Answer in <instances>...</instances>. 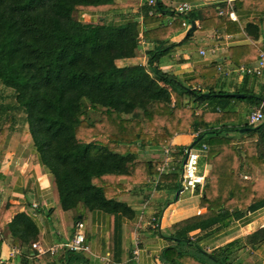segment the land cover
Returning <instances> with one entry per match:
<instances>
[{"label": "trees", "instance_id": "obj_1", "mask_svg": "<svg viewBox=\"0 0 264 264\" xmlns=\"http://www.w3.org/2000/svg\"><path fill=\"white\" fill-rule=\"evenodd\" d=\"M127 7L116 0H0V83L13 94L9 102L0 96V165L9 136L26 126L21 137H30L39 163L54 181L61 208L72 209L76 219L81 209L109 214V264H117L121 218L135 215L118 197L155 178L156 189L176 192L181 187L184 146L175 150L173 171L160 174L162 159L143 153L170 145L177 133H193L194 140L201 137L195 147L207 146L204 159L210 171L200 195L205 211L172 225L176 243L160 259L169 264H242L238 254L244 248L264 250V225L210 252L200 242L232 218L264 209V119L242 122L238 108L243 102L257 107L264 94L225 89L213 63H198L187 81L160 68L161 57L176 45L170 40L173 34L186 32L180 42H187L196 30L226 34L240 26L219 13L220 3L184 13L163 0L144 3L135 15L123 13ZM75 11L97 13L99 21L74 18ZM166 15L171 19L165 22ZM191 21L196 25L187 32ZM260 28L259 20L244 26L253 38ZM143 40L154 44L146 65L116 63L135 57ZM243 48L256 52L243 45L231 53ZM230 92L245 95L232 97ZM243 127L249 129L240 132ZM19 208L10 202L1 206L0 226L8 228L13 246L31 245L38 230ZM194 231L202 237L192 240ZM66 254L86 261L81 253ZM21 258L22 264H30L26 256Z\"/></svg>", "mask_w": 264, "mask_h": 264}, {"label": "crops", "instance_id": "obj_2", "mask_svg": "<svg viewBox=\"0 0 264 264\" xmlns=\"http://www.w3.org/2000/svg\"><path fill=\"white\" fill-rule=\"evenodd\" d=\"M116 1L130 2V0ZM174 1L177 2L176 5ZM181 1L185 0H163L170 7L173 4L176 7ZM190 1L195 4L194 8L206 5L204 0ZM129 4L131 5V2ZM220 4L223 5V10H227L224 3ZM235 4L237 20L234 21L239 24L240 31L219 34L214 30H196L187 42H180L186 32L179 31L171 36L170 40L176 45L161 57L160 68L187 81L193 77L195 66L198 63H213L221 76V83L224 84L225 89L234 91L247 88L256 94H264V76H249L234 70L227 71L232 66L254 64L259 52H264V0H235ZM139 11L136 6L130 11L124 10L123 13H127V15L134 13L133 15H135ZM87 14L89 21H95L99 17L97 13ZM221 15L227 16L226 13ZM251 20H259L261 25L258 36L255 38L244 30L246 22ZM226 35H231V37ZM197 38H199L198 43H196ZM243 45H252L256 52L254 53L251 49L246 50V47L231 53V49ZM153 49V43L143 40L138 48L141 53L139 56L119 59L116 63L125 61L130 63L124 65H146L147 57ZM200 49L206 51L205 55L199 53ZM235 60L241 63L237 64ZM219 63L223 71L218 70ZM238 108L242 112L240 105ZM21 132H27V127L24 126L22 131H14L2 148L0 207L6 202L19 205L20 211L31 217L38 233L31 245L13 246L8 228L0 226V264H22V256H26L30 264H109L111 262L109 214L101 210L81 209L82 215L76 219V213L72 209H62L52 177L39 163L30 137L23 139ZM194 137L193 133H177L172 137L170 145L186 148L194 140ZM160 159L163 161L162 155ZM200 161L202 163L203 158ZM209 171V168L199 169V172L206 176ZM179 178L181 183V171ZM201 189L202 186H198L197 189L189 191L188 197L193 200L187 205H185L186 203L179 204L183 199L181 198L184 194L183 191L186 190H182L177 198L174 196L173 200L169 201L167 194L171 191L163 188L156 189L153 183H148L143 188H134L119 196V200L125 201L135 210V215L132 219L121 218L122 253L120 262L117 264H127L128 262H132V264H169L161 261L160 255L165 248L176 243L170 235L171 227L180 220L205 211V208L200 206ZM188 197L184 199L188 200ZM33 204L36 206L32 207ZM263 219L264 209L254 212L247 211L239 218H232L226 225L213 229L211 235L201 239L200 244L205 248L208 247L209 251H206L210 252L214 248L224 246L226 243L262 227ZM77 222L83 223L82 231L89 250L74 253H81L86 260L85 263L81 259L77 262L76 259H73V255L67 256L66 250H59L55 254L39 252L38 248L46 249L67 242L73 235ZM190 234L192 240H195L197 235L200 237L203 235L198 231ZM34 243L38 248L33 247ZM26 251H30L29 255Z\"/></svg>", "mask_w": 264, "mask_h": 264}, {"label": "built area", "instance_id": "obj_3", "mask_svg": "<svg viewBox=\"0 0 264 264\" xmlns=\"http://www.w3.org/2000/svg\"><path fill=\"white\" fill-rule=\"evenodd\" d=\"M144 3L148 5H154L156 0H143ZM205 4L209 3H224L227 10H223L222 8L219 10L220 14L226 13L228 17H230L232 20H237V17L235 15V0H204ZM195 6L193 2L190 0L181 1L177 4L176 10L179 13H184L186 11H189ZM184 24V23H183ZM186 25V24H185ZM227 37H231V35H226ZM199 53L201 55H205L206 51L204 49H200ZM218 70H222V66L219 63ZM234 70L236 72H239L240 74H245L249 76H264V52L260 51L258 54V57L256 59V62L252 65H238V66H232L227 71ZM264 96L261 99L259 105L255 107L248 115H247V122L249 124H256L264 119ZM206 150L207 146L205 143H203L201 146L198 147H192L191 149L185 148L183 151V158L186 155V159L183 161L181 160V188L182 190H190L193 191L197 189L198 186H202L204 183V178L206 175L199 172V162L202 157L206 156ZM165 153H168V150H165ZM168 167V163L164 162L162 166L158 168L159 174L165 172V170ZM174 169V167H173ZM172 169V170H173ZM244 178H249L248 175H244ZM157 182V178L153 179V184L155 185ZM36 204H33L32 207H35ZM83 229V223L77 222L75 224V231L71 238L64 243H59L55 246H50L46 249L38 248L37 245L34 243L32 244L33 247H37L39 252L41 253H50L55 254L59 250H66L71 252H79V251H88L89 246L86 243ZM264 247V245H263Z\"/></svg>", "mask_w": 264, "mask_h": 264}, {"label": "rangeland", "instance_id": "obj_4", "mask_svg": "<svg viewBox=\"0 0 264 264\" xmlns=\"http://www.w3.org/2000/svg\"><path fill=\"white\" fill-rule=\"evenodd\" d=\"M131 2V5L130 7H127L126 11H130L133 7H136L138 6V10H140L141 6L144 4V1L143 0H130ZM130 2H126V3H130ZM125 3V4H126ZM177 2L174 1V4L176 5ZM171 4V3H170ZM172 5V7H174L175 5ZM133 5V7H132ZM134 14V13H132ZM73 16L74 18H77V19H83L84 21H89V16L87 13H78L77 11H75L73 13ZM99 17H97V19L95 21H99L98 20ZM169 18V20L171 19L170 15H166L165 17L162 18L163 21H167V19ZM138 20H140V18H138ZM199 42V38L196 39V43ZM140 51H138L137 55L136 56H139V53ZM130 62H119L118 64L119 65H124V64H129ZM0 96L2 97L3 101L5 102H9V101H13V94H12V91L8 88H5L1 83H0ZM240 106H241V109H242V112H241V121L242 122H245L246 121V117L247 115L255 108V107H252L249 103L247 102H243V103H240ZM232 135H235V136H238V132L234 131V132H231ZM177 148V145L176 146H171V145H167V146H163L161 149H155V150H150L148 154H145L143 153L144 156H146L147 158L151 157V158H160V156L162 155L163 156V163L162 165L164 164V162L168 163V167L167 169L165 170L166 172L169 171L171 172L172 169H173V166H172V162H175V150ZM168 150V153L166 154L165 153V150ZM140 153V152H139ZM140 158H144L142 155H140ZM203 158V161L201 163V161L199 162V169H207L209 168L210 169V166L208 165H205V159L204 157ZM182 159H183V156H182ZM161 165V166H162ZM149 180V179H148ZM189 191L190 190H186V191H183L184 194L181 196V202L179 203L180 205L186 203L185 205L187 204H190V202L193 200V198H190L188 197L189 195ZM167 196L169 197V201L173 200L174 196H175V192L171 191V193L167 194ZM188 197V200L187 199H184V198H187ZM264 220V219H263ZM190 250H193V249H190ZM205 250L209 251V248L206 247ZM191 252H195L197 253L195 250L191 251ZM238 257H240L241 261H242V264H264V250L259 248L257 250H251V249H243L239 254H238ZM189 262V261H188ZM190 263V262H189Z\"/></svg>", "mask_w": 264, "mask_h": 264}, {"label": "water", "instance_id": "obj_5", "mask_svg": "<svg viewBox=\"0 0 264 264\" xmlns=\"http://www.w3.org/2000/svg\"><path fill=\"white\" fill-rule=\"evenodd\" d=\"M195 27V22L194 21H191V25L189 27V29L187 30V32H189L190 30L194 29ZM227 95L229 96H232V97H244V93L243 92H230V93H227ZM246 129H249V128H241L240 129V132H244L246 131ZM201 139V137H198L196 138L195 140H193L189 145H188V150L191 149L193 146H195V144ZM186 159V155L184 156L183 158V161ZM182 191V188L180 187L179 189L176 190L175 192V197L177 198V196L179 195V193Z\"/></svg>", "mask_w": 264, "mask_h": 264}]
</instances>
